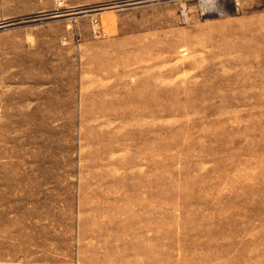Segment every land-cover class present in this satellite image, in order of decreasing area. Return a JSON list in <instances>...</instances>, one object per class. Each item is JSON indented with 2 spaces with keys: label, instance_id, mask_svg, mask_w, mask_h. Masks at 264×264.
Instances as JSON below:
<instances>
[{
  "label": "rangeland",
  "instance_id": "rangeland-1",
  "mask_svg": "<svg viewBox=\"0 0 264 264\" xmlns=\"http://www.w3.org/2000/svg\"><path fill=\"white\" fill-rule=\"evenodd\" d=\"M35 15L0 30V264H264V0H0Z\"/></svg>",
  "mask_w": 264,
  "mask_h": 264
},
{
  "label": "water",
  "instance_id": "water-1",
  "mask_svg": "<svg viewBox=\"0 0 264 264\" xmlns=\"http://www.w3.org/2000/svg\"><path fill=\"white\" fill-rule=\"evenodd\" d=\"M104 7H100V8H95V9H102ZM87 10H92V9H86L84 11H87ZM61 14H53L51 18L49 19H52V18H57L55 16H60ZM43 16H47V15H35V16H28V17H25V18H20V19H17V20H11V21H8L6 23H0V30H3V29H7V28H12V27H17V26H20V25H23V24H26V23H29V22H33L34 21H40V19L44 20ZM211 17H214L216 16V14H211L210 15Z\"/></svg>",
  "mask_w": 264,
  "mask_h": 264
},
{
  "label": "bare ground",
  "instance_id": "bare-ground-1",
  "mask_svg": "<svg viewBox=\"0 0 264 264\" xmlns=\"http://www.w3.org/2000/svg\"><path fill=\"white\" fill-rule=\"evenodd\" d=\"M207 15H210L213 13V10H206Z\"/></svg>",
  "mask_w": 264,
  "mask_h": 264
},
{
  "label": "built area",
  "instance_id": "built-area-1",
  "mask_svg": "<svg viewBox=\"0 0 264 264\" xmlns=\"http://www.w3.org/2000/svg\"><path fill=\"white\" fill-rule=\"evenodd\" d=\"M59 4H61L62 2H64L65 0H57Z\"/></svg>",
  "mask_w": 264,
  "mask_h": 264
}]
</instances>
